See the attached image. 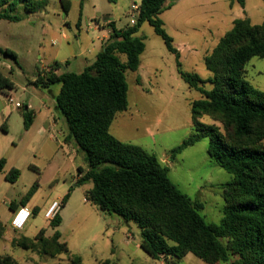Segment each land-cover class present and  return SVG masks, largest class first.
Wrapping results in <instances>:
<instances>
[{
	"label": "rangeland",
	"instance_id": "1",
	"mask_svg": "<svg viewBox=\"0 0 264 264\" xmlns=\"http://www.w3.org/2000/svg\"><path fill=\"white\" fill-rule=\"evenodd\" d=\"M62 1L70 3L68 13ZM135 6H140V0H49L45 10L30 14L19 2L14 14L20 21L0 20V48L17 55L15 61L0 53V70L15 86L11 91L0 92V115L5 118L2 121L0 117V161H6L0 174V221L7 230L0 240V255H11L19 264H72L66 254L41 257L14 247L10 241L12 237L34 238L42 229L47 237L52 236L55 230L45 213L58 201L62 203L61 224L57 228L61 241L71 254L82 258L83 264L106 260L112 264H206L192 254L181 260L151 258L140 247V229L134 222L102 212L87 201L86 193L93 183L77 184L79 168H87L84 153L67 139V122L55 108L60 85L51 89L35 85L39 75H48L46 69L50 67L52 71L55 64L60 72H82L98 53L95 20L102 22L108 17L123 29L131 25ZM166 6L160 19L174 45L183 50L182 55L177 58L169 52L149 23L141 26L137 36L144 38L146 49L139 69L126 73L128 110L117 114L110 133L163 160L178 189L202 204L200 214L205 221L219 225L225 206L221 186L231 181L232 175L210 159L209 139L171 158L172 150L195 132L191 104L201 98L182 79L180 71L198 74L205 81L204 89L210 90L212 74L206 69L204 58L232 28L234 20L249 18L254 25L264 23V0H247L244 8L231 0H167ZM245 76L264 92V59L252 58ZM10 97L23 107L9 104ZM26 106L34 113L28 130L23 118ZM201 122L213 124L209 117H203ZM12 169L20 172L16 182L7 179ZM35 183L38 186L28 206L38 211L23 230L16 231L11 227L10 205H20Z\"/></svg>",
	"mask_w": 264,
	"mask_h": 264
},
{
	"label": "trees",
	"instance_id": "2",
	"mask_svg": "<svg viewBox=\"0 0 264 264\" xmlns=\"http://www.w3.org/2000/svg\"><path fill=\"white\" fill-rule=\"evenodd\" d=\"M166 1L140 0L135 24L118 29L115 22H110V38L82 72L58 74L59 65L55 64L48 75H39L35 85L44 89L60 85L55 108L67 122V139L84 153L87 170L79 168L81 178L77 184L93 183L86 193L87 201L102 212L134 222L140 229V247L151 258L181 260L192 254L206 264H264V92L245 76L252 58L264 59V23L254 25L249 18L233 21L232 28L204 58L205 67L212 74L210 90L204 89L205 81L198 74L180 71L182 79L201 98L191 104L195 132L172 150L171 158L209 139L210 159L232 175V180L221 186L225 206L219 225L205 221L200 214L202 204L178 189L170 179L169 167L155 154L110 133L117 114L128 110L126 73L139 69L146 49L144 38L137 36L141 26L149 23L169 52L179 58L160 19ZM246 1L231 3L244 8ZM19 2L30 14L45 10L49 4V0H0V20L20 21L14 14ZM62 4L68 13L70 3ZM0 53L17 61V55L9 49L0 48ZM14 87L9 76L0 72V92ZM203 117H209L213 124L201 122ZM23 118L28 130L34 121L29 106L24 108ZM5 164L2 159L0 174ZM19 176L20 172L12 169L7 179L16 182ZM37 186L33 185L20 205L11 203V210L25 206ZM60 224L58 214L50 222L55 230L52 236L47 237L42 229L34 238L15 237L12 245L41 257L66 254L72 264H83L82 258L71 254L61 241L57 230ZM6 231L0 221V240ZM0 264L19 263L6 254L0 255ZM101 264L112 263L106 260Z\"/></svg>",
	"mask_w": 264,
	"mask_h": 264
},
{
	"label": "built area",
	"instance_id": "3",
	"mask_svg": "<svg viewBox=\"0 0 264 264\" xmlns=\"http://www.w3.org/2000/svg\"><path fill=\"white\" fill-rule=\"evenodd\" d=\"M136 15H131L132 19H131V25H134L139 14H140V6L137 7L135 6L134 8ZM50 68V67H49ZM46 69L48 71V73L50 72L51 69ZM43 76V74H42ZM9 104L11 105H15L16 108H21L23 107L22 104L20 103H14V100L12 97L9 98L8 100ZM62 207V203L58 202V201H54L50 207L47 209L46 213H45V218L48 221H52L60 212ZM33 216V211L27 207V206H20L13 215V218L11 220V227L16 230V231H20L23 230L24 227L27 225V223L29 222V220L31 219V217Z\"/></svg>",
	"mask_w": 264,
	"mask_h": 264
},
{
	"label": "crops",
	"instance_id": "4",
	"mask_svg": "<svg viewBox=\"0 0 264 264\" xmlns=\"http://www.w3.org/2000/svg\"><path fill=\"white\" fill-rule=\"evenodd\" d=\"M96 20H97V21H96ZM96 20H95V23H96L95 29L99 31V36H98V38H97V47H96V49H98V53H99V52L102 50L104 44H105V43L108 41V39L110 38V35H111V28L108 26V24H109L110 22H113V21H111L108 17L104 18L102 22L99 21L100 19H96ZM115 24H116V23H115ZM116 27H117V26H116ZM118 29H120V28H118ZM175 48L179 51V57H181L183 50H182L180 47H177V46H175ZM98 53H97V55H98ZM97 55H96V57H97ZM95 59H96V58H95ZM95 59H94L93 61L88 62L87 65L93 63V62L95 61ZM66 63H68V62H66ZM87 65H86V66H87ZM86 66H85V67H86ZM0 72H2L4 75L8 76V75L6 74V72H3V71H1V70H0ZM57 73H58V74H61V73H63V72H60V70H58ZM48 89H51V87L48 88ZM55 97H57V94L55 95ZM55 100H56V98H55ZM0 117H1L2 121H4L5 118L3 117V114H1ZM160 160H161V159H160ZM161 161L163 162V160H161ZM82 170H83V171H86L87 168H86L85 170H84V169H82ZM80 178H81V175H79V173H78L77 181H78ZM25 206L29 207V206H28V203H27ZM29 208H30V207H29ZM30 209H31V208H30ZM31 210H32V211H33V210L38 211V209L35 208V207H34L33 209H31ZM15 211H16V210H15ZM15 211H13V215H14V212H15ZM6 233H7V232H6ZM6 233H5V234H6ZM13 239H14V238L12 237V239H11L10 241L12 242Z\"/></svg>",
	"mask_w": 264,
	"mask_h": 264
}]
</instances>
